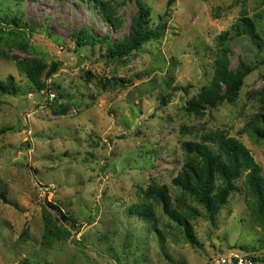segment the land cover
Segmentation results:
<instances>
[{
  "label": "rangeland",
  "instance_id": "rangeland-1",
  "mask_svg": "<svg viewBox=\"0 0 264 264\" xmlns=\"http://www.w3.org/2000/svg\"><path fill=\"white\" fill-rule=\"evenodd\" d=\"M102 1L116 8L115 27L90 0H0V82L10 76L17 88L0 94V129H9L0 135V192L7 200H0V264H206L223 250L264 247V222L253 214L242 179L213 222L191 204L199 210L190 218L195 245L161 207L155 215L162 241L152 224L128 213L150 202L144 192L151 185L166 186L175 201L181 145L206 134L238 139L264 176V141L244 130L264 113V62L244 79L234 103L200 115L185 108L211 81L224 45L230 69L264 60V0H140L151 28L163 18V33L120 61L105 58V45L74 44L82 27L113 40L129 31L135 0ZM5 15L20 17L31 35L11 34ZM243 16L254 21L257 40L235 35ZM32 58L47 65L41 79L48 92L35 90L17 67ZM43 210L69 228L67 240L43 247Z\"/></svg>",
  "mask_w": 264,
  "mask_h": 264
},
{
  "label": "trees",
  "instance_id": "trees-1",
  "mask_svg": "<svg viewBox=\"0 0 264 264\" xmlns=\"http://www.w3.org/2000/svg\"><path fill=\"white\" fill-rule=\"evenodd\" d=\"M90 1L93 7L98 9L106 24L111 28L118 24L115 7L102 0ZM172 2L173 0H168L167 3L170 5ZM135 3L137 10L131 19L127 34L118 40H113L108 34L98 38L90 33L88 27H82L73 34L75 46L93 48L95 45H100V47L105 45V58L120 61L139 50L143 45L158 40L163 33V18L160 21L161 25L151 28L148 25L149 8L140 0H135ZM2 20L8 26L9 32L17 34V37H24L25 33L22 29L27 30L29 36L32 33V28L29 24L23 23L20 17L5 15ZM235 35H245L251 40H257L254 21L246 16L240 18L236 24ZM218 39L222 41L221 43L226 42L227 33L222 34ZM18 45L22 50H26L23 40L18 42ZM224 46L216 53L211 81L203 86L196 96L187 101L185 108L188 112L200 115L208 109L215 108L219 103H234L244 79L264 62L261 60L258 64L250 65L240 61L234 69H230L227 60L228 49ZM17 67L35 90L49 91L48 85L41 79L47 69L45 62L36 58L21 59L17 62ZM54 69V66H51L47 70V78L51 77ZM16 93L17 88L12 77L9 76L0 82L1 95H15ZM162 101L165 103L164 99ZM8 130V128L0 129V135ZM244 130L256 139L264 141V113L255 115L246 124ZM181 147L185 155L184 163L177 176L172 179V185L178 192L175 201H172L166 186L151 185L144 192L145 199L150 202L142 201L132 205L128 209L130 215H136L141 220L152 224L154 231L162 241V233L156 228L155 215V208L161 207L163 214L183 234L187 243L195 245L197 241L190 218L197 215L199 210L192 205L202 208L210 222H213L222 208L227 205L230 195L238 191L235 182L242 179L246 193L252 199L253 214L264 222L262 169L250 151L238 139L223 131L214 132L204 135L199 142H184ZM0 200L7 202L3 192H0ZM42 213L44 231L41 243L43 247H50L70 237L69 228L58 226L46 210ZM164 227L170 228L169 225H164ZM22 235L25 237L26 232L24 231ZM249 249L243 248L242 250L248 251ZM258 249H264V247Z\"/></svg>",
  "mask_w": 264,
  "mask_h": 264
},
{
  "label": "built area",
  "instance_id": "built-area-1",
  "mask_svg": "<svg viewBox=\"0 0 264 264\" xmlns=\"http://www.w3.org/2000/svg\"><path fill=\"white\" fill-rule=\"evenodd\" d=\"M206 264H264V249H227L214 254Z\"/></svg>",
  "mask_w": 264,
  "mask_h": 264
}]
</instances>
